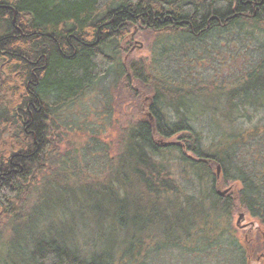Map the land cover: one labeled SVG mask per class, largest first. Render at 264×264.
Listing matches in <instances>:
<instances>
[{
	"label": "trees",
	"instance_id": "trees-1",
	"mask_svg": "<svg viewBox=\"0 0 264 264\" xmlns=\"http://www.w3.org/2000/svg\"><path fill=\"white\" fill-rule=\"evenodd\" d=\"M139 33L151 37V61L125 57ZM256 35L264 51V0H0V264H145L149 252L170 248L208 256L210 263L252 264L253 250L231 220L239 211L255 218L264 240V119L244 132L230 122L264 110V52L231 90L200 88L164 66L177 61L176 53L197 61L209 42L217 47L235 36L252 42ZM113 74L117 94L127 95L138 120L120 133L100 201L90 192L76 206L82 214L108 216L118 239L83 255L62 231L48 230L47 238H32L22 249L25 229L39 227L30 219L38 211L40 200L31 205L36 194L49 179L59 185V176L77 173L76 158L62 152L72 129L65 113ZM193 99L214 109L221 133L211 143L192 126ZM176 136L179 142L165 146ZM173 151L205 183L203 190L181 187L167 157ZM233 183L237 193L218 194Z\"/></svg>",
	"mask_w": 264,
	"mask_h": 264
},
{
	"label": "rangeland",
	"instance_id": "rangeland-1",
	"mask_svg": "<svg viewBox=\"0 0 264 264\" xmlns=\"http://www.w3.org/2000/svg\"><path fill=\"white\" fill-rule=\"evenodd\" d=\"M238 38V36H235L230 37V40L223 39L217 47L210 46L211 42L203 45L198 51L201 55L197 61L192 58L195 57L194 54L187 57L184 56L185 53L180 55L176 53L178 58L175 63L165 62V73L176 70V72H173V77H182L190 84L200 88L216 90L214 89L216 86H222L226 90H231L258 65L264 52L260 47H257L259 40H261L257 35L253 37L254 40H250L252 42L246 41L245 36L241 40ZM125 57L127 60L144 59L151 61V37L139 33L133 48ZM169 74L172 75V73ZM116 85L115 74L105 78L72 106L68 113H65L68 115V121L72 129L69 131L70 135L63 141L62 152H71L72 157L76 158L72 161V168H76L78 176L75 177L76 174L73 173L71 178L65 180L64 176L68 177L70 172L63 175V177L61 175L59 178L61 177L62 181L59 185H53L49 179L42 190L43 193L36 194V198H34L31 205L40 200L38 211L33 209L32 211L35 214L30 216V219L41 228L35 227L30 232H28L29 229H25L23 238L18 241L22 245V249L26 250V244L32 238H47L45 235H49L48 230H51L54 234L62 231L66 242L71 241L77 245L78 249L83 251V255L106 249L109 244L114 242V239L115 241L118 239V237H115L120 232L118 225L113 224L108 216L82 214L84 211L78 210L76 206V199H80V196H84V194L89 196L90 192L97 203L100 201L98 194L102 192L104 187L105 168L110 157L120 148V133L128 125L138 120L135 116V106L128 104L126 94L121 96L119 93L117 94ZM224 93L226 94V91ZM203 98H206V96H203ZM193 102L195 105L192 112V115H194L192 116V120H194L192 126L202 137L204 144L211 143L213 136L217 135L216 137H218V134L221 133L220 127H216L213 120L215 116L214 109L204 107L202 99H193ZM218 104L223 107L226 102L221 99ZM201 106L204 108L202 109ZM196 110L199 112L197 113ZM190 111H192L191 108ZM168 113L170 116L176 117V114L171 113V110H168ZM223 119L225 120L221 121V124L225 130L228 129L227 119L224 117ZM263 119L264 110H261L256 113V116L249 115L247 119L238 120L236 123L230 122V129L236 132L251 131ZM99 131L102 134H99ZM175 142H179L177 136L168 140L165 146ZM251 143L252 140L246 143L244 150H248ZM76 149L78 150L75 151ZM167 157L172 164L175 175L179 178V183L182 184L181 187H188L191 190L193 188V191L196 189L195 192L203 190L205 183H202L194 175L191 168L182 162L178 151L168 153ZM217 175L220 179L221 172L219 174L218 170ZM78 185L87 187L90 190L88 194L85 189L81 188L79 190L76 187ZM239 188L238 185L233 183L231 188H218V191L228 190L237 193ZM132 201L135 200L132 199ZM169 202L174 204L176 200H170ZM131 217L126 216L128 219ZM231 227L237 229V237L245 244L246 248L253 250L250 253V255H253L252 264H264V260L261 261L264 257L263 229L259 222L239 211L233 216ZM258 246L260 248L257 253L254 249L256 250ZM4 255L5 253H2V257ZM148 255L149 258L145 264H218L217 259L210 263L207 260L208 256H206L207 258L202 255L199 257V254L184 248H170L163 255H156L154 252H149ZM19 260L16 257V261Z\"/></svg>",
	"mask_w": 264,
	"mask_h": 264
},
{
	"label": "water",
	"instance_id": "water-1",
	"mask_svg": "<svg viewBox=\"0 0 264 264\" xmlns=\"http://www.w3.org/2000/svg\"><path fill=\"white\" fill-rule=\"evenodd\" d=\"M220 170H221L220 167H218V173H219V174H220ZM228 193H229V191L226 190V191H223V192L219 191L218 194H220L221 196H226Z\"/></svg>",
	"mask_w": 264,
	"mask_h": 264
}]
</instances>
